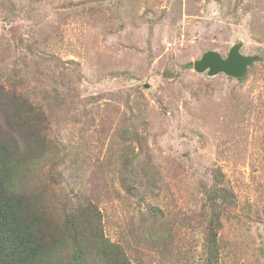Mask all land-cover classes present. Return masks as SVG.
<instances>
[{"label":"rangeland","instance_id":"1","mask_svg":"<svg viewBox=\"0 0 264 264\" xmlns=\"http://www.w3.org/2000/svg\"><path fill=\"white\" fill-rule=\"evenodd\" d=\"M239 41L243 78L193 70ZM0 90L59 219L92 208L134 264H264V0H0Z\"/></svg>","mask_w":264,"mask_h":264},{"label":"trees","instance_id":"2","mask_svg":"<svg viewBox=\"0 0 264 264\" xmlns=\"http://www.w3.org/2000/svg\"><path fill=\"white\" fill-rule=\"evenodd\" d=\"M0 116L9 122L6 135L0 131V264H134L103 236L97 211L65 213L61 220L20 189L27 158L20 141L42 135L36 129L32 138L23 137V129L41 120L21 118L17 97L2 90Z\"/></svg>","mask_w":264,"mask_h":264},{"label":"water","instance_id":"3","mask_svg":"<svg viewBox=\"0 0 264 264\" xmlns=\"http://www.w3.org/2000/svg\"><path fill=\"white\" fill-rule=\"evenodd\" d=\"M241 41L232 45L226 55L222 57L217 51L204 52L200 59L193 62L196 73H206L208 77L224 74L234 79L243 78L249 67L263 61V57L248 56L241 53Z\"/></svg>","mask_w":264,"mask_h":264}]
</instances>
